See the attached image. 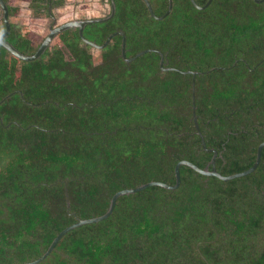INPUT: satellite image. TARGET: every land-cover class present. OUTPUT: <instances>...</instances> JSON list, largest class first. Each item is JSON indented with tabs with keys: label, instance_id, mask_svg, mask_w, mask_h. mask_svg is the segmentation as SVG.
Listing matches in <instances>:
<instances>
[{
	"label": "trees",
	"instance_id": "1",
	"mask_svg": "<svg viewBox=\"0 0 264 264\" xmlns=\"http://www.w3.org/2000/svg\"><path fill=\"white\" fill-rule=\"evenodd\" d=\"M9 2L11 0H8ZM17 1V0H13ZM40 8V0H26ZM116 14L88 24L95 62L79 30L38 59L0 45V264L39 258L78 218L105 213L119 190L174 184L187 159L204 168L216 148L224 175L250 168L264 141V1L173 0L155 18L145 0H115ZM208 0H196L203 6ZM64 0H57L62 4ZM164 15L169 0H150ZM18 6L9 4L10 15ZM6 29L2 22L0 33ZM7 39L25 54L42 41L12 23ZM2 119V120H1ZM177 189L121 195L113 213L67 232L37 264H264V148L253 172L230 180L181 165ZM69 202V205H68Z\"/></svg>",
	"mask_w": 264,
	"mask_h": 264
},
{
	"label": "water",
	"instance_id": "2",
	"mask_svg": "<svg viewBox=\"0 0 264 264\" xmlns=\"http://www.w3.org/2000/svg\"><path fill=\"white\" fill-rule=\"evenodd\" d=\"M257 2H263L264 0H255ZM151 14L157 18V19H161L163 17H165L167 14L170 13V11L173 8V0H169V8L167 10V12L162 15V16H158L153 9V6L150 2V0H145ZM192 2L198 7V8H205L207 7L212 0H208L207 3L203 6L199 5L196 0H192ZM3 12H4V23L6 26V29L3 33L0 34V45H2L3 47H5V49H7L10 53H12L13 55L17 56L18 58L25 60V61H31V60H35L40 58L46 51L47 49L51 46L52 41L54 39V37L57 34H60L66 30L72 29V28H78L79 29V34L82 38V40L84 41V43L91 45L94 48L97 49H104L111 41L112 39L118 35L121 34L123 35V41H122V56L124 57V59L126 61H133L134 59H136L138 56L143 55L144 53L148 52V51H156L160 54L161 58H160V66L161 69L166 71V70H176V71H181L178 68L172 67V66H165V55L163 52H161L160 50L156 49V48H150V49H145L142 50L138 53H136L133 56H127V48H126V35L124 34V32L122 30L116 31L114 33H111L108 38L105 40L104 43L99 44L96 41L90 40L88 38H86L84 36V29L85 27L90 24V23H94V22H103L106 20L111 19L115 14H116V9H117V5H116V1L115 0H110V5H111V9H110V13L107 16H103V17H85V18H76V19H72L69 20L68 22L62 23L61 25L52 28L51 27V31L50 33L44 38V40L42 41V43L40 44V46L38 47V49L33 53V54H25L22 51H20L13 43H11L8 39L7 36L11 31V27H12V21L10 19L9 16V6L8 3L5 0H0ZM183 73H191L193 74V113H194V118H195V123H196V127H197V131L198 134L201 136L202 139V144L204 146V148L208 151H212L213 152V157L211 159V161L209 162V164H207L204 168L198 166L197 164H195L194 162L187 160V159H182L180 160L175 167V175H176V181L174 184H170L168 182H164V181H160V180H151L148 181L146 183L140 184L138 186L135 187H128V188H124L121 189L119 191H117L111 198L110 200V204L109 207L107 209V211L101 215L98 216H94V217H90V218H78L76 222L68 225L67 227H65L62 231H60L56 237L52 240L51 244L49 245L48 249L37 259L29 261V262H23V263H18V264H37L39 262H41L42 260H44L56 247L57 243L61 240V238L70 230L79 227L81 225L84 224H88V223H94V222H99L107 217H109L113 211L114 208L116 206V202L118 200V198L121 195L124 194H131V193H135L137 191L143 190L149 186H162L165 187L167 189H177L180 185H181V165L185 164L188 165L190 167H192L193 169H195L196 171L205 174V175H214L219 177L220 179L223 180H230L236 177H241V176H245L251 172H253L254 170H256V168L259 166L260 162H261V158H262V151L264 148V141H262L257 148V156H256V160L254 162V164L241 172L238 173H233V174H229V175H224L223 173H221L220 171L217 170L216 167V159L218 156V150L216 148H208L207 147V143L205 140V137L203 135V132L198 124V118L196 115V76L199 73H203L200 71H196V70H187V71H182ZM16 91L12 92L11 94H14ZM11 94L6 95L1 101L0 103L4 102L7 98H9L11 96ZM2 120V119H1ZM69 205V202H68Z\"/></svg>",
	"mask_w": 264,
	"mask_h": 264
},
{
	"label": "rangeland",
	"instance_id": "3",
	"mask_svg": "<svg viewBox=\"0 0 264 264\" xmlns=\"http://www.w3.org/2000/svg\"><path fill=\"white\" fill-rule=\"evenodd\" d=\"M26 1V0H24ZM65 2L63 4L67 5L68 7L64 8V11H66L68 14L70 13L71 16L69 15L68 17H72V18H84V17H102L103 15H105V13L110 12L111 9V5H110V0H64ZM12 3V5L15 6H19L20 8L22 6H20L18 3L20 1H10ZM26 3V2H23ZM22 4V3H21ZM28 7L25 6L23 7V9H20L14 16H13V22L15 23H21L24 22L26 19V16L23 17L21 15H19L20 13H22V10L27 9ZM62 7H58L56 9L57 14L60 13ZM19 13V14H18ZM63 14V13H62ZM44 15H42L43 17ZM45 18V17H43ZM60 18V17H59ZM69 18H63L61 17L60 22H63V20L65 19H69ZM36 23L39 24V26H41L43 23H46L44 20H40V21H35ZM35 22L33 21L32 23L35 24ZM31 24V23H30ZM33 24H31L30 29L33 31V33L36 34V41H40L42 40V38L44 39V37L46 36V34L48 32H46L44 29L40 28L39 26H34ZM60 44L63 45V43L61 42L60 39L56 38L54 39V41L52 42V44ZM90 51L93 53V58L95 60V62H100L101 58H102V51L100 49L94 48V47H90Z\"/></svg>",
	"mask_w": 264,
	"mask_h": 264
},
{
	"label": "flooded vegetation",
	"instance_id": "4",
	"mask_svg": "<svg viewBox=\"0 0 264 264\" xmlns=\"http://www.w3.org/2000/svg\"><path fill=\"white\" fill-rule=\"evenodd\" d=\"M5 1L8 3V6H9L10 2L8 0H5ZM18 1H21V0H17V2ZM40 2L42 3V7H40V8L32 7L31 6V2H30V4H29L30 6L27 9L22 10V13H20V14L18 13L19 15H21L23 17L26 16L25 21L21 22L22 24H26V25H28L30 27L31 24H33L32 23L33 21L35 22V21L44 20L46 23H43L41 26H39V24L36 23V22L33 25L34 26H39L40 28H42L46 32H48L46 34V36H47L50 33V31H51V27L55 28V27L61 25L62 23L68 22L69 20H72V19H76V18H72V17L69 18L68 16L69 15L71 16V14L70 13L68 14L66 11H64V8L68 7L67 5L63 4L65 1L62 4H58L57 0H40ZM58 7H62V8L60 10V13L57 14L56 9ZM20 9H22V7L21 8L19 7V10ZM109 13L110 12L105 13V15H103V16H107ZM42 15H44L43 17H45V18H43ZM9 16H10V19H11V17H13L14 15H10V11H9ZM63 16H64V18L66 17V18H69V19H65V20H63V22H60V20H61L60 18L61 17L63 18ZM77 18H79V17H77ZM30 19H32V21ZM2 22H4V12H3V9H2L1 3H0V27L2 25ZM12 23H14V22L12 21ZM75 30H79V29L78 28H72V29H69V30H66V31H75ZM66 31H64V32H62L60 34H57L54 37V39H56V38L60 39V35L65 33ZM54 39H53V41H54ZM52 45L53 44H51V46Z\"/></svg>",
	"mask_w": 264,
	"mask_h": 264
},
{
	"label": "crops",
	"instance_id": "5",
	"mask_svg": "<svg viewBox=\"0 0 264 264\" xmlns=\"http://www.w3.org/2000/svg\"><path fill=\"white\" fill-rule=\"evenodd\" d=\"M23 2H26V3H23ZM22 3V4H21ZM30 2L29 1H24V0H21L20 2H19V5L20 6H22V9H23V7H25V6H27V7H29L30 5ZM26 11V10H25ZM26 15V14H25ZM28 15V14H27ZM31 21H32V19H30ZM11 21H13V17H11Z\"/></svg>",
	"mask_w": 264,
	"mask_h": 264
}]
</instances>
